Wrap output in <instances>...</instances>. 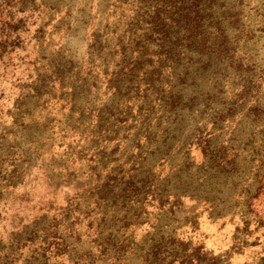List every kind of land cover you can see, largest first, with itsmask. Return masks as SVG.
Returning a JSON list of instances; mask_svg holds the SVG:
<instances>
[{
	"label": "rangeland",
	"instance_id": "374dc122",
	"mask_svg": "<svg viewBox=\"0 0 264 264\" xmlns=\"http://www.w3.org/2000/svg\"><path fill=\"white\" fill-rule=\"evenodd\" d=\"M0 264H264V0H0Z\"/></svg>",
	"mask_w": 264,
	"mask_h": 264
},
{
	"label": "trees",
	"instance_id": "16d2710c",
	"mask_svg": "<svg viewBox=\"0 0 264 264\" xmlns=\"http://www.w3.org/2000/svg\"><path fill=\"white\" fill-rule=\"evenodd\" d=\"M5 24V23H4ZM169 50H171V49H169ZM168 51V50H167ZM168 52H171V51H168ZM209 146V145H208ZM15 177H13V176H11V180H13Z\"/></svg>",
	"mask_w": 264,
	"mask_h": 264
}]
</instances>
